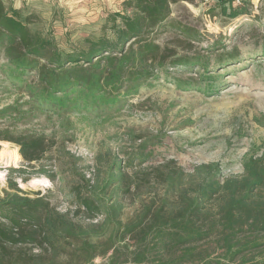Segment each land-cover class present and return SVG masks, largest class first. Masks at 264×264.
I'll list each match as a JSON object with an SVG mask.
<instances>
[{"label": "trees", "instance_id": "obj_1", "mask_svg": "<svg viewBox=\"0 0 264 264\" xmlns=\"http://www.w3.org/2000/svg\"><path fill=\"white\" fill-rule=\"evenodd\" d=\"M181 1L124 0L101 35L62 49L37 15L0 0L1 73L27 97L0 108V149L2 141L15 143L33 168L57 144L44 132L19 129L38 113L116 108L160 71L182 90L197 86V77L185 74L196 67L206 80L217 79L205 75L212 69L204 55L180 49L182 41H200L196 28L172 16V4ZM239 2L216 0L209 13L230 19L249 13L252 3ZM165 31L173 33L170 41L158 39ZM213 52L217 68L241 60L238 50ZM210 84L207 93L215 89ZM257 121L264 127V115ZM152 153L142 143L127 165L135 167L136 159L142 165ZM24 172L9 168L0 188V264H264V151L245 157L241 173L222 175L218 164L204 163L188 178L176 167H156L154 178L131 175L115 161L103 179L81 176L71 185L74 214L83 221L59 211L46 194H27L15 179L28 180ZM144 185L147 196L140 194ZM128 202L137 207L123 218Z\"/></svg>", "mask_w": 264, "mask_h": 264}, {"label": "rangeland", "instance_id": "obj_2", "mask_svg": "<svg viewBox=\"0 0 264 264\" xmlns=\"http://www.w3.org/2000/svg\"><path fill=\"white\" fill-rule=\"evenodd\" d=\"M123 1L82 0L69 12L58 7L32 14L38 16L37 25L62 49H71L83 46L87 37L101 35L108 15L122 10ZM243 1L239 4L244 5ZM248 1L252 3L250 12L233 19L209 13L216 0L172 4V16L196 28L200 35V41L192 42V46L180 42L185 48L180 47L181 51H199L203 61H210L212 70L205 75L219 74L217 79L206 80L203 69L196 67L185 74L195 75L197 86L182 90L170 80L173 75L170 78L160 71L158 78L116 108L64 116L38 113L30 122H21L19 129L54 138L53 156L32 168L15 143L2 141L0 188L7 185L9 168L23 167L29 179H15L27 194H46L59 211H70L73 219L83 221L84 217L74 214L71 185L81 176L92 182L103 179L115 161L131 175L152 178L156 167L183 168L184 178H188L204 163L218 164L222 175L241 173L245 157L264 151V127L257 121L264 115V0ZM172 34L165 31L158 39L170 41ZM214 49L238 50L241 60L217 68ZM1 72L0 66V108L18 98L27 99ZM210 83H215V89L207 93ZM146 142L148 151L153 150L150 158L142 165L136 159L135 167L128 166L132 153ZM141 188L140 194L147 196L148 187ZM133 203L124 206L123 218L133 214L137 207Z\"/></svg>", "mask_w": 264, "mask_h": 264}, {"label": "crops", "instance_id": "obj_3", "mask_svg": "<svg viewBox=\"0 0 264 264\" xmlns=\"http://www.w3.org/2000/svg\"><path fill=\"white\" fill-rule=\"evenodd\" d=\"M11 3L21 9L25 14L38 13L42 9L63 8L66 12L82 0H10Z\"/></svg>", "mask_w": 264, "mask_h": 264}]
</instances>
